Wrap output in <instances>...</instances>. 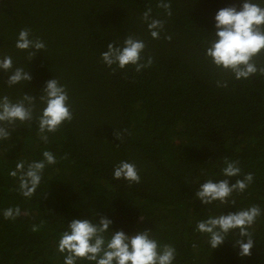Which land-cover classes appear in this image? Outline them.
I'll return each instance as SVG.
<instances>
[{
	"label": "trees",
	"instance_id": "trees-1",
	"mask_svg": "<svg viewBox=\"0 0 264 264\" xmlns=\"http://www.w3.org/2000/svg\"><path fill=\"white\" fill-rule=\"evenodd\" d=\"M158 2L0 0V57L11 56L13 67H25L32 77L8 87L10 73L0 70V97L36 98L33 120L8 127L10 139L0 141V264H64L58 243L69 222L99 223L101 217L113 222L106 237L150 230L159 245L176 249L173 264H264V75L237 80L206 56L217 12L240 10L244 0H167L170 17ZM254 2L264 7V0ZM148 7L152 19L165 21L159 39L142 19ZM23 28L46 45L30 62L27 51L15 48ZM128 35L146 45L141 62L151 57L153 63L139 73L131 65L113 66V73L101 54L110 42L122 46ZM254 61L264 66V52ZM53 78L66 88L73 118L45 133V143L36 117ZM217 81L228 87H217ZM44 151L57 162L46 165L36 193L25 198L9 172L19 161L27 166L43 160ZM225 157L239 161L240 177L223 176ZM121 161L136 165L140 183L114 179ZM248 173L253 182L227 204L204 205L196 197L208 179L234 184ZM253 205L261 215L248 229L255 242L250 257L242 258L235 246L238 229L215 250L197 231L201 220ZM17 206L21 216L6 220L4 210Z\"/></svg>",
	"mask_w": 264,
	"mask_h": 264
},
{
	"label": "clouds",
	"instance_id": "clouds-1",
	"mask_svg": "<svg viewBox=\"0 0 264 264\" xmlns=\"http://www.w3.org/2000/svg\"><path fill=\"white\" fill-rule=\"evenodd\" d=\"M157 7L164 9L169 17L172 15L171 4L167 0H159ZM142 19L147 24L151 37L159 39L165 21L152 19L151 7L143 13ZM215 21L214 39L206 50V56L212 64L224 72L230 71L237 80L248 79L258 72L264 75V66L258 68L254 61L255 57L264 52V7L254 0H244L240 10L236 6L220 9ZM30 35V29L23 28L15 41L16 49L27 51L29 62L35 57L36 52L46 49L41 39H31ZM165 39L171 41L172 37L166 36ZM145 48L143 40L128 35L122 46H117L115 42L108 43L107 51L101 54V58L113 73L116 71L113 66L123 70L129 65L134 66L135 71L139 73L153 63L151 57L147 58L146 63L141 62V54ZM0 70L10 73L8 87L32 80L25 67H13V60L9 55L0 57ZM217 87L227 88L228 84L226 81H217ZM39 101L45 107L36 119L40 138L47 143L48 136L45 133L56 132L64 122H70L73 116L68 104L67 90L56 78L46 83ZM35 104L36 98L28 94H24L23 98L16 102H12L7 95L0 97V141L10 139L8 127L15 126L17 122L33 120ZM115 136L121 143L123 142V134L120 131H116ZM42 155L43 160L33 161L27 166L24 161L17 162L15 170L9 172L11 177L18 179L19 192L25 198H31L36 193L46 165H54L57 162L50 151H44ZM224 163L226 165L222 170L224 177H240L239 161H231L225 157ZM113 177L116 180H127L130 184L140 183L136 165L128 161H121L115 166ZM253 180L252 173L246 174L243 179H237L234 184H230L228 179L220 180L218 183L208 179L200 185L196 197L204 205H211L214 201L227 204L232 193H243ZM232 203L235 204V201ZM21 214L19 206L7 208L3 212L6 220H14ZM260 215V207L253 205L235 213L210 216L199 221L196 228L198 232L209 237L208 242L214 250L225 242L231 231L238 229L240 239L236 240L235 246L239 248V255L242 258L250 257L255 242L248 229ZM112 223L106 217H101L99 223L88 219L71 220L68 230L61 234L58 243V251L66 253L64 264H77L78 260L95 264H173L176 249L170 244L159 245L157 240L152 238L150 230L140 231L131 236L123 231H111L106 237ZM38 230L39 226L32 227L33 232Z\"/></svg>",
	"mask_w": 264,
	"mask_h": 264
}]
</instances>
